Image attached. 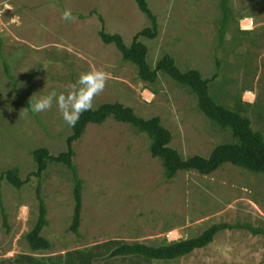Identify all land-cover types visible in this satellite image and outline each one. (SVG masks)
Wrapping results in <instances>:
<instances>
[{"label":"rangeland","instance_id":"374dc122","mask_svg":"<svg viewBox=\"0 0 264 264\" xmlns=\"http://www.w3.org/2000/svg\"><path fill=\"white\" fill-rule=\"evenodd\" d=\"M147 1L160 26L157 39H140L152 68L170 54L183 72L216 76L212 96L247 116L264 136V0H231L235 14L223 47L221 0ZM65 11L87 18L66 21ZM150 26L136 0H0V175L18 168L25 181L37 171L35 150L46 148L54 156L67 151L72 126L55 105L36 113L32 104L53 90L69 93L72 100L85 72H102L105 80L95 95L98 83L80 90L78 109L121 103L144 119L159 117L173 134L171 147L186 159L208 158L218 145L231 142V132L200 112L188 88L162 73L155 84L144 82L137 67L99 36L105 28L131 46ZM4 60L18 93L5 75ZM150 145L146 134L112 118L88 126L73 146L84 181L80 238L69 230L75 210L72 173L52 164L42 180L49 251L33 252L26 240L39 218L38 179L32 176L21 190L3 182L0 264H264V236L248 230H225L209 247L176 261L111 256L121 244L192 239L218 224L264 229L263 174L226 164L210 176L180 172L167 180Z\"/></svg>","mask_w":264,"mask_h":264},{"label":"trees","instance_id":"16d2710c","mask_svg":"<svg viewBox=\"0 0 264 264\" xmlns=\"http://www.w3.org/2000/svg\"><path fill=\"white\" fill-rule=\"evenodd\" d=\"M140 11L147 16L151 26L138 33L131 46H127L120 34H110L103 28L99 36L106 45H114L122 54L123 60L137 67L141 80L149 84H155L159 74L174 80L189 89L196 96L200 112L212 123L232 134V141L218 145L208 158L194 156L183 158L182 155L171 147L173 134L162 123L161 118L144 119L136 114L134 109L121 103L103 104L97 109L86 107L87 110L79 115V119L72 126V135L67 139V151L54 156L46 148H40L33 152V158L37 165V171L27 180L21 178L20 169L12 168L0 175V185L7 182L14 188L21 190L32 176L39 181L37 199L39 202V218L35 228L26 235V240L33 252L49 251L53 248L51 242L43 236L45 228L49 225L47 204L42 192V180L52 164L64 165L73 176L75 210L70 231L77 237H81L80 226L83 212L84 181L79 176L78 167L74 163V143L85 134L90 124L103 125L109 119L131 126L139 134H146L151 141L150 153L153 158L161 161L167 180L174 179L180 172H196L202 176H210L219 171L224 165L248 170L254 174L264 175V136L253 129L251 120L238 110H232L219 104L211 94L212 81L216 79H204L202 73L197 70L183 72L170 55H164L155 68L149 63V49L140 41L141 38L155 40L160 33L157 16L150 9L147 0H136ZM96 11L90 13L92 17ZM234 10L231 0H221V17L219 21L220 47H223L231 27ZM78 16L86 19L84 14H71V19ZM104 25V19L99 17ZM247 34V31H240ZM2 42L0 40V48ZM218 65L221 63L218 61ZM4 72L7 78L14 84V91L18 93L17 81L11 73L9 64L4 60ZM250 106L249 103H245ZM4 226L9 229L8 217L3 210ZM225 230H248L254 235H263L264 229L255 228L249 224L238 223L236 225L218 224L207 229L200 236L180 241H164L160 245H147L144 243L121 244L114 249L112 257H135L151 261H176L192 255L197 250L205 249L214 243L215 238ZM30 257V256H29Z\"/></svg>","mask_w":264,"mask_h":264},{"label":"clouds","instance_id":"9594fccd","mask_svg":"<svg viewBox=\"0 0 264 264\" xmlns=\"http://www.w3.org/2000/svg\"><path fill=\"white\" fill-rule=\"evenodd\" d=\"M62 19L69 20L71 19V12L65 11L62 14ZM105 80V74L102 72H85L82 73L78 82L75 86L76 96L69 100V93H59L55 90L49 92L46 96L40 97L32 104V109L36 113H40L46 110H50L55 107L61 112L63 119L70 126H74L81 112L87 110L84 107L76 108V100L79 99L80 90L83 89L87 91L89 87V82H95L99 84V87L96 88L93 95L103 90V81ZM90 106V104H89Z\"/></svg>","mask_w":264,"mask_h":264},{"label":"crops","instance_id":"0c3cea01","mask_svg":"<svg viewBox=\"0 0 264 264\" xmlns=\"http://www.w3.org/2000/svg\"><path fill=\"white\" fill-rule=\"evenodd\" d=\"M16 79V78H15Z\"/></svg>","mask_w":264,"mask_h":264}]
</instances>
